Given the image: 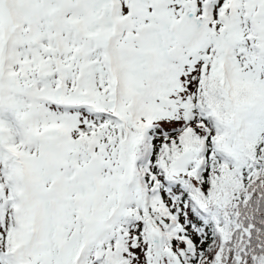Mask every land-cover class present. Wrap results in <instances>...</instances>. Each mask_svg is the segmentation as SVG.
Returning <instances> with one entry per match:
<instances>
[{"label": "snow or ice", "instance_id": "6c2138e0", "mask_svg": "<svg viewBox=\"0 0 264 264\" xmlns=\"http://www.w3.org/2000/svg\"><path fill=\"white\" fill-rule=\"evenodd\" d=\"M0 264H264V0H0Z\"/></svg>", "mask_w": 264, "mask_h": 264}]
</instances>
